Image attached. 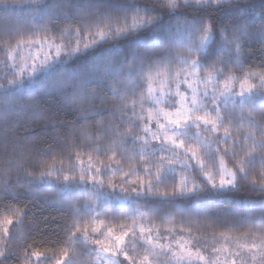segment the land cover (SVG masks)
Here are the masks:
<instances>
[{
	"label": "snow or ice",
	"instance_id": "1",
	"mask_svg": "<svg viewBox=\"0 0 264 264\" xmlns=\"http://www.w3.org/2000/svg\"><path fill=\"white\" fill-rule=\"evenodd\" d=\"M84 254L264 264V0H0V264Z\"/></svg>",
	"mask_w": 264,
	"mask_h": 264
},
{
	"label": "trees",
	"instance_id": "2",
	"mask_svg": "<svg viewBox=\"0 0 264 264\" xmlns=\"http://www.w3.org/2000/svg\"><path fill=\"white\" fill-rule=\"evenodd\" d=\"M257 2L259 3L260 0H257ZM257 23H259V20L256 21ZM260 47V44L259 43H254L253 44V48H259ZM51 99L52 98H44L42 100V105L44 107H47L50 103H51ZM67 119L71 120L73 119V117L71 116H68L66 117ZM100 117H96L95 120H90L88 123L89 124H95L97 121H99ZM37 120L39 121L40 120V117H37ZM21 131H23V129H21ZM246 194V191H241L239 193H235L234 195H236L237 197H242L243 195ZM214 203V201H211ZM207 203V202H206ZM220 207H222V205H219L217 204L216 205V209H208V214L209 215H212L214 214ZM243 207V206H242ZM59 215H62V213L60 212H57L53 209H47L46 211H43V213L41 214V212H37L36 213V217H35V220H36V223L39 224L40 228L41 229H44L45 227V224H44V220H45V217H47L49 219V221L51 220L52 217H56V216H59ZM101 219H106L105 217H101ZM106 222H108L110 225L112 224H119L120 221L119 220H115V221H108L106 220ZM41 236L44 237L45 240H53L56 238V234L55 233H52L51 231H48V232H40L38 234H36L35 236V239L39 240L41 238ZM20 243V240H19V237H17L14 241H12V244L15 246V245H18ZM46 247H51V244H47ZM39 250L43 251L44 248L41 247Z\"/></svg>",
	"mask_w": 264,
	"mask_h": 264
},
{
	"label": "rangeland",
	"instance_id": "3",
	"mask_svg": "<svg viewBox=\"0 0 264 264\" xmlns=\"http://www.w3.org/2000/svg\"><path fill=\"white\" fill-rule=\"evenodd\" d=\"M116 225H118V223ZM9 227L11 228V226ZM89 261H90V257L87 254H84L79 258V264H89Z\"/></svg>",
	"mask_w": 264,
	"mask_h": 264
}]
</instances>
